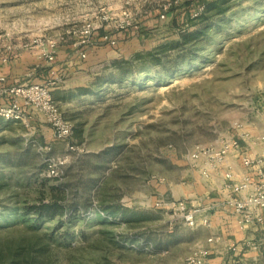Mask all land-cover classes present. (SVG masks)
I'll return each instance as SVG.
<instances>
[{
  "label": "rangeland",
  "instance_id": "1",
  "mask_svg": "<svg viewBox=\"0 0 264 264\" xmlns=\"http://www.w3.org/2000/svg\"><path fill=\"white\" fill-rule=\"evenodd\" d=\"M209 1L0 0L2 62L22 52L42 54L51 42L58 49L71 45L79 55L88 26L97 31L105 24L113 32L134 22L116 34L119 43L128 41L127 55L119 43L101 45L97 31L92 47H103L100 60L86 61L53 91L66 118L82 130L75 134L77 150L49 137L42 121L0 119V264H186L205 232L162 214L157 203L173 195L165 189L177 193L191 178L188 154L197 146L246 132L264 135V0H225L229 10L214 17L216 26L195 49L160 52L193 26V15ZM169 4L166 18H159ZM127 31L138 36L123 40ZM142 52L159 54L161 62H137L123 80L109 74L114 59ZM49 163L57 165L56 175ZM56 194L66 206H82L89 196L90 208L40 221L24 213ZM115 203L140 221L111 218L103 205ZM242 248L230 243L223 264H264V243L246 240ZM244 248L252 253L243 255Z\"/></svg>",
  "mask_w": 264,
  "mask_h": 264
},
{
  "label": "built area",
  "instance_id": "2",
  "mask_svg": "<svg viewBox=\"0 0 264 264\" xmlns=\"http://www.w3.org/2000/svg\"><path fill=\"white\" fill-rule=\"evenodd\" d=\"M171 6L169 4L161 9V19L166 18ZM200 13H195L193 17L198 16ZM133 25L134 22L127 20L115 25L113 32L105 29V24L101 30L97 31H101L98 34H100L102 42L116 46L119 43L116 34L128 30ZM97 31L95 27L91 26L85 29V39L79 44L81 47L79 48V55L82 58L87 57L89 49L94 44L93 42L98 38L96 36L98 35ZM57 51V44L51 42L47 44L45 50H42L41 56L52 64ZM4 80L5 78L0 76V82ZM60 81L59 77L51 75L43 81L5 85L0 92L6 97H10L11 101L0 104V119L19 121L29 125L32 117L29 111L38 112L42 114L45 122L52 128L55 137L67 143L69 151L77 150L79 145L74 140L75 125L69 118H66L53 92ZM246 134H242V138H230L214 145H199L188 154V158L193 163L192 166L198 167L201 161L210 166L199 168L202 176L207 179L212 176V170L217 171L223 166L229 154L242 157V163L246 170L245 175L241 179H237L233 171L228 169L225 171L224 177L231 192L233 191L234 194L246 193L240 197L233 196L230 201L235 207L237 223L243 227L264 221V155L252 156L240 152L241 140ZM260 138L264 140V135ZM48 169L51 175L58 173L55 163H50ZM157 205H159L157 208L162 211L163 215L168 216L172 219L171 221L179 222L180 220L190 228L211 224L208 209L193 205L186 199L178 198L167 202L161 201ZM207 253V249L203 247L193 249L186 257V264H206Z\"/></svg>",
  "mask_w": 264,
  "mask_h": 264
},
{
  "label": "crops",
  "instance_id": "3",
  "mask_svg": "<svg viewBox=\"0 0 264 264\" xmlns=\"http://www.w3.org/2000/svg\"><path fill=\"white\" fill-rule=\"evenodd\" d=\"M154 13L151 11L149 15H154ZM154 22L155 20L151 18V20H148L147 24L149 27H152ZM127 32L126 35L123 34L121 36L123 40H132L134 37L138 36L130 33L131 31ZM126 42L128 41H121L118 44V47L121 48V53H123L122 55H127V53H129L123 48ZM101 45L106 46L105 43ZM102 48L103 47L97 46L94 48L91 47L87 57L82 58L78 53L74 52V48L71 45H64L59 47L56 58L52 64L37 52H22L10 61H0V76L5 78L4 81L0 82V90L5 85L43 81L51 75L61 79L57 88L64 87L63 84H67L66 81L71 75L85 67L86 61L96 59L95 62H97L100 60L98 58L101 56L100 53L102 52ZM9 101H11V98L6 97V95L0 92V104ZM29 112L32 116L30 118V123L32 121L36 122V120L42 121L43 123H41V125L44 131L49 133V137L55 139L52 128L45 122L42 114L33 110ZM246 133L241 140L240 152L242 151L244 155H264V140L259 136H255L252 132ZM199 166H192L189 169L191 178L183 181L182 185L178 186L179 192L176 193L173 188L168 189V187L165 191H169L170 189L173 191V195L170 197L171 199L183 198L193 205L208 209L211 224L208 226L191 228L194 230L200 229L205 232V235L196 239L197 241L194 247H203L207 249V264H223L224 262L222 261L227 253V246L230 243H239V250L243 249V243L246 242V240L256 239L258 242L264 243V221L245 227L237 223L235 207L230 201L233 196L240 197L246 193L234 194L233 191L231 192L226 185L227 181L225 180L224 173L226 170L231 169L236 178L241 179L246 171L242 163V157L236 154H229L223 166L217 169V171L212 170L213 174L208 179L202 176L199 168H208L209 165L201 161ZM248 254L245 249L243 255L248 256Z\"/></svg>",
  "mask_w": 264,
  "mask_h": 264
},
{
  "label": "trees",
  "instance_id": "4",
  "mask_svg": "<svg viewBox=\"0 0 264 264\" xmlns=\"http://www.w3.org/2000/svg\"><path fill=\"white\" fill-rule=\"evenodd\" d=\"M225 0H210L207 4L203 3V12H201L198 17L195 20L193 26H190V28H186L184 31L180 33V38H177L176 40L166 43L165 45L161 46L160 52L163 53L162 55H167L168 51L170 49H184L186 47H189V49H195L202 41L203 39L208 35V30L214 28L216 26L214 21V17L217 14L224 13L227 10H229L230 6H224ZM197 10V9H196ZM195 10L192 11L191 17L193 15ZM155 12V13H154ZM154 15H156V11L153 10ZM159 18H160V12H159ZM198 20V21H197ZM178 21V20H177ZM174 24H177L175 21ZM161 57L159 54H155L153 52L150 53H139L135 55L133 58H116L112 61V65L115 68L112 70L109 74L119 80H123L126 73H128L130 70H132L133 65L135 63L140 62L144 67L148 63H158L161 62ZM143 67V66H142ZM115 73V75H114ZM100 77V76H99ZM97 77V78H99ZM55 96V95H54ZM56 99V98H55ZM82 130H79L75 127L74 130V139L75 134H81ZM77 142V141H76ZM50 163L48 164L49 168ZM106 169L105 167L103 168ZM103 177V174L98 176V178L94 179L90 185V187H96V185L101 181ZM58 189V188H57ZM93 189V188H92ZM60 190V189H59ZM89 192H91V188L88 189ZM65 196L62 194H56L54 195L53 199L50 201H44L40 203H36L33 205H29V207L26 208L24 213H34L35 219L40 221L44 219H56L57 217L63 218L65 215H68V218L74 217L78 212L81 211V208H85L86 210L90 208L89 204V196L85 199V203L81 206L77 204L76 202L66 206L64 203ZM103 210L105 213H108L111 218H122L125 221H128L130 223H134L135 221H140V216L135 214V211L129 208L124 207L121 204H104ZM162 212V211H161ZM163 214V213H162ZM100 217L103 218L102 213H99ZM171 225V224H170ZM177 225L173 226V228H176Z\"/></svg>",
  "mask_w": 264,
  "mask_h": 264
}]
</instances>
